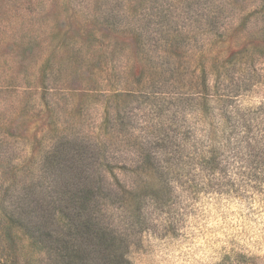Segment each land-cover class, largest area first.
<instances>
[{"label": "rangeland", "instance_id": "obj_1", "mask_svg": "<svg viewBox=\"0 0 264 264\" xmlns=\"http://www.w3.org/2000/svg\"><path fill=\"white\" fill-rule=\"evenodd\" d=\"M255 110L264 0H0V264H264V169L186 134Z\"/></svg>", "mask_w": 264, "mask_h": 264}, {"label": "trees", "instance_id": "obj_2", "mask_svg": "<svg viewBox=\"0 0 264 264\" xmlns=\"http://www.w3.org/2000/svg\"><path fill=\"white\" fill-rule=\"evenodd\" d=\"M258 110L253 111L252 119L246 124L234 123L231 125L230 134H227L228 129L219 124V121L213 123H205L199 132L196 134L192 131H187L186 134L192 133V138L195 141L191 143L192 147H196L198 151L197 165L201 169L215 172L219 168H233L243 170L244 172H258L264 169V121L260 120ZM262 113V111H260ZM173 131V137L169 138L167 134L160 135L154 141V148L157 149H174V156L169 158L170 165H180L181 160L187 159V156L179 155L184 151V144H188V140L178 141L181 135V126L175 124V127H170ZM183 146V147H182ZM54 151V150H53ZM49 152L44 158L43 163L46 168L60 170L61 173L70 174L71 166L64 164L63 166L58 161L55 163L54 152ZM144 159L149 165H154L151 162L150 155H145ZM174 161H177L175 163ZM156 167V166H155ZM73 170V169H72ZM72 178H70L71 180ZM67 181L66 187L71 188L73 183Z\"/></svg>", "mask_w": 264, "mask_h": 264}]
</instances>
